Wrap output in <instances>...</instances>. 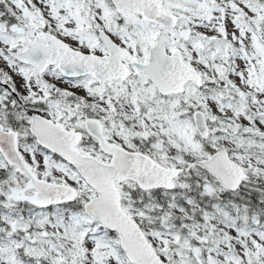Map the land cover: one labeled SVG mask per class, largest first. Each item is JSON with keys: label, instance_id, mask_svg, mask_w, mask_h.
Returning a JSON list of instances; mask_svg holds the SVG:
<instances>
[{"label": "snow or ice", "instance_id": "1", "mask_svg": "<svg viewBox=\"0 0 264 264\" xmlns=\"http://www.w3.org/2000/svg\"><path fill=\"white\" fill-rule=\"evenodd\" d=\"M0 264H264V0H0Z\"/></svg>", "mask_w": 264, "mask_h": 264}]
</instances>
